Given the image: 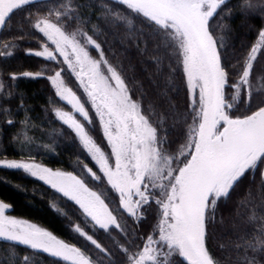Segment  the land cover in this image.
I'll return each mask as SVG.
<instances>
[{
	"label": "snow or ice",
	"instance_id": "6c2138e0",
	"mask_svg": "<svg viewBox=\"0 0 264 264\" xmlns=\"http://www.w3.org/2000/svg\"><path fill=\"white\" fill-rule=\"evenodd\" d=\"M114 2L126 11L114 10L107 3L90 4L88 0H56L43 11L37 8L26 13L29 29L45 39L40 50L29 49L27 54L54 62L58 68L7 76L9 81H50L55 95L74 110L55 108L54 115L74 130L101 174L87 164L82 170L89 179L110 185L118 194V207L110 208L111 200L106 203L103 193L92 190L72 173L0 159L3 167L38 177L74 201L81 216L89 218L81 221L84 227L74 224V231L96 251L88 255L50 231L6 215L10 205L3 201L0 242H13L9 254L20 264H34V256L40 253L70 264H175L173 257L179 258L180 264H225L210 250L209 227L216 221L219 205L230 199L246 176L254 177L259 171V184L246 188L238 202V209L247 211L235 240L219 247L234 250L235 257L228 258L229 264H264V98H260L261 88L256 86V81L264 79V68L254 72L258 59L264 61V27L241 59L231 64L225 55L223 35L231 31L226 23L233 16L230 0ZM35 4L36 0H0V30L17 11ZM97 6L105 20L130 27L136 18H142L144 27L135 29L137 48L153 66L156 78L151 82L158 89L161 103L149 101L145 105L143 94L134 98L122 69L105 58L101 44L85 31L88 28L96 34L98 30L86 14ZM235 7L245 19L250 15L264 19V0H239ZM23 38L22 33L7 41L0 39V58L13 56ZM89 47L98 52L99 58L90 54ZM61 64L67 67H59ZM177 68L184 74L189 91L187 116L170 96L176 89ZM65 72L75 76L94 109L110 151L102 150L86 130L85 124L93 123L92 116L76 92L65 84ZM232 75L238 79L233 81ZM4 77L5 72L0 70V115L8 117L12 109L5 105L14 93ZM226 90L230 94L226 95ZM238 106H246L247 114H230ZM20 107H24L22 96ZM189 119L184 142H177L173 148L165 123L173 120L179 125ZM5 123L13 125L16 121L6 119ZM20 123L23 127L15 137L18 141L32 127L27 117ZM24 139L30 138L24 134ZM77 161L82 163L79 158ZM153 206L158 219L146 236L138 237L137 229L129 226L127 219L138 226ZM64 215L67 217V213ZM89 223L93 228H88ZM101 231L109 235L113 247L95 238ZM113 231L120 239L111 236ZM16 246L26 247L29 254L21 256L15 252Z\"/></svg>",
	"mask_w": 264,
	"mask_h": 264
},
{
	"label": "trees",
	"instance_id": "16d2710c",
	"mask_svg": "<svg viewBox=\"0 0 264 264\" xmlns=\"http://www.w3.org/2000/svg\"><path fill=\"white\" fill-rule=\"evenodd\" d=\"M88 2L95 5L107 3L114 10H119L122 13L126 11L114 0H88ZM55 3L56 0H36L35 6H26L23 11H17L4 30L2 39L5 41L20 36L22 33L24 38L19 41V48L13 50V56L0 58V70L5 72V82L10 85L14 93L13 99L5 105L12 109L11 116L0 115V159L32 160L53 170L72 173L84 179L92 190L103 193L107 198L106 203L109 200L112 201L109 207L116 209L118 196L110 185L89 179L82 170L83 164L92 167L93 171H97L99 166L82 149L74 130L63 124L54 115L53 110L55 108L62 111H74L71 106L55 95V88L45 78L8 80L7 73L36 72L45 67L58 68L54 62H48L42 57L27 54L29 49L40 50V45L45 42V39L39 33L31 31L25 20V15L29 11L35 12L37 8L43 11ZM238 3L239 0H230L233 16L227 19L226 23L230 26L231 31L223 33L226 41L225 55L231 64H236L237 60L241 59L242 55L257 39L258 30L264 27V19L259 15H250L245 19L235 7ZM86 14L90 16L92 25L97 26L98 30L96 34H93L88 28H85V31H88L89 35H93V39L101 44L105 58L117 66L118 70L122 69V75H125L126 83L129 84L133 97H141L143 94L146 97L144 99L145 105L149 101L161 103L158 97V89L151 82L156 78L153 75V66L147 55L137 48L138 40L135 38V29L144 27L142 18H136L134 25L130 27L123 25L122 22L105 20L99 6L90 9ZM140 47L142 48L143 45ZM91 51L97 58V51L92 48ZM150 52L151 46L149 47ZM59 67L66 68L67 66L61 64ZM262 68H264L263 65H257L255 71L260 72ZM62 75L65 78V84L76 92L92 116L93 123L92 125L85 124L86 130L90 132L102 150L110 151V148L106 146V139L103 137L102 128L94 114V109L87 102V97L83 94L82 88L78 87L75 76L69 72L62 73ZM231 79L234 81L238 77L232 75ZM175 84L176 89L170 93V96L173 103L187 116L189 91L186 87L184 74L179 68L175 72ZM256 86L261 88L262 95L260 98H264V79L256 81ZM228 94L230 93L226 90V95ZM21 96L23 97V108L20 107ZM258 100L259 98H257V102ZM247 112L246 106H238V110L234 108L230 114L239 116L247 114ZM26 117L30 120L32 127L24 134L30 139H24V134H22L18 141L15 137L21 133L23 126L20 122ZM6 119H12L16 123L8 125L5 123ZM77 119H81L78 114ZM81 122H83L82 119ZM189 124H191L190 119L187 123L180 122L179 125L173 120H168L165 123V129L171 132L168 138L173 148L178 146L177 142H184V133L187 132ZM77 158L82 163H78ZM97 174L100 175L101 173L97 171ZM259 182V171L254 177L246 176L239 188L231 194L230 199L219 205L216 221L209 227L208 245L210 250L223 259L225 264H229V257H235V252L231 247L221 249L219 246L221 244L230 245L235 240L236 233L241 227V220L247 211L244 208L238 209V202L243 197L246 188H255ZM0 201L10 205L7 213L11 216L38 224L68 244L81 248L88 255L95 253L94 247L74 231V224L80 223L81 227H84L81 221H87L89 218L81 216L74 201L63 197L62 193L39 178L31 176L23 170L7 169L0 165ZM64 213H67V217ZM146 217V220L138 226L134 225L131 219L125 217L128 225L137 229L138 237L146 236L155 225L158 219L155 206L146 213ZM88 228H93V225L89 223ZM88 228H85V231ZM111 236L120 239L115 231L111 233ZM95 238L105 246L113 247L112 239L103 231L97 233ZM136 242L142 245L144 241L137 239ZM12 244L13 242H0V264H20L19 259H14L9 254V246ZM15 252L21 256L29 254L24 246H16ZM173 260L175 264H180L179 258L173 257ZM34 264H70V262L52 257L50 254L40 253L34 256Z\"/></svg>",
	"mask_w": 264,
	"mask_h": 264
},
{
	"label": "rangeland",
	"instance_id": "374dc122",
	"mask_svg": "<svg viewBox=\"0 0 264 264\" xmlns=\"http://www.w3.org/2000/svg\"><path fill=\"white\" fill-rule=\"evenodd\" d=\"M49 45H50V42H49ZM51 46V45H50ZM89 51H90V54L94 57V58H96L94 55H93V53H92V51H91V47H89ZM98 53V52H97ZM97 58H99V57H97ZM257 65H263V67H264V61H261V60H259L258 59V63H257ZM261 70V69H260ZM254 72H259V71H255V69H254ZM17 161H22V162H28V163H35V164H39V165H41L40 163H38V162H35V161H30V160H20V159H17ZM42 167H46V166H44V165H41ZM46 168H49V167H46ZM54 171H58V170H54ZM38 178V177H37ZM43 181V180H42ZM45 182V181H44ZM46 183V182H45ZM49 185V184H48ZM117 194V193H116ZM117 196H118V194H117ZM6 215H10V214H8L7 212H6ZM11 216V215H10ZM12 218H14V219H19V220H23V221H26L27 223H30V224H35L37 227H39V228H42L41 226H39L38 224H36V223H34V222H31V221H29V220H26V219H21V218H17V217H14V216H11ZM44 229V228H43ZM44 230H46V229H44ZM46 231H48V230H46ZM57 237V236H56ZM57 239H60L59 237H57ZM60 240H62V239H60ZM65 242V241H64ZM65 243H67V242H65Z\"/></svg>",
	"mask_w": 264,
	"mask_h": 264
},
{
	"label": "flooded vegetation",
	"instance_id": "af4514ba",
	"mask_svg": "<svg viewBox=\"0 0 264 264\" xmlns=\"http://www.w3.org/2000/svg\"><path fill=\"white\" fill-rule=\"evenodd\" d=\"M4 30H5V29H4ZM4 30L1 31L0 39H2V36H3Z\"/></svg>",
	"mask_w": 264,
	"mask_h": 264
},
{
	"label": "water",
	"instance_id": "95a60500",
	"mask_svg": "<svg viewBox=\"0 0 264 264\" xmlns=\"http://www.w3.org/2000/svg\"><path fill=\"white\" fill-rule=\"evenodd\" d=\"M1 31H2V30H0V34H1Z\"/></svg>",
	"mask_w": 264,
	"mask_h": 264
}]
</instances>
